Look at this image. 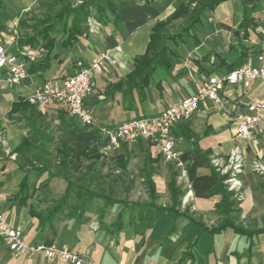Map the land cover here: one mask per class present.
I'll return each instance as SVG.
<instances>
[{
    "label": "crops",
    "instance_id": "obj_1",
    "mask_svg": "<svg viewBox=\"0 0 264 264\" xmlns=\"http://www.w3.org/2000/svg\"><path fill=\"white\" fill-rule=\"evenodd\" d=\"M56 1L0 0V40L16 24L17 47L38 51L37 61L28 65L29 76L21 84L10 89L0 84V138L4 142L0 144V205L6 223L21 232L26 244L65 248L94 264H264V173L251 169L253 162L264 165V111L251 137L235 138L237 119L246 113V106L264 100L263 84L256 82L248 89L226 86L221 92L222 107L205 101L190 119L173 126L170 139L179 165L163 161L153 141L112 147L65 107L27 102L32 83L60 84L73 73L76 61L87 64L107 53L109 61L101 73L93 75L91 91L83 99L84 110L102 127L157 115L192 95L206 77L227 73L226 67L244 52L242 64L257 66L255 56L264 49V0L219 4L183 42L167 43L174 55L172 69L157 67L143 88L130 76L146 51L152 26L165 21L181 0H130L117 11L116 19L109 17L104 23L88 18L83 34L69 43L65 32L54 27V43L48 52L37 37L46 24L38 23L60 9ZM243 7H255L250 13L254 26L246 39L240 28ZM36 10L40 16H34ZM88 21L97 26L90 28ZM178 28L177 32L182 27ZM29 39L32 44L24 45ZM0 75L3 78L5 72L0 70ZM12 105L15 108L10 112ZM235 147L240 148L242 168L234 181L223 185L238 201L232 222L250 235L230 227L211 232L223 219L214 211L223 195L214 191L212 163L225 168ZM86 149L100 157L74 162L66 172L83 188L82 200L87 192L105 199H94L82 212L65 204L52 213L53 203L67 189L66 180L54 175L60 153L72 157ZM148 180L154 187L152 198ZM170 183L180 194L176 213L168 212L173 206ZM0 264L70 263L42 254L14 257L0 238Z\"/></svg>",
    "mask_w": 264,
    "mask_h": 264
},
{
    "label": "built area",
    "instance_id": "obj_2",
    "mask_svg": "<svg viewBox=\"0 0 264 264\" xmlns=\"http://www.w3.org/2000/svg\"><path fill=\"white\" fill-rule=\"evenodd\" d=\"M81 3L82 0L76 1V5ZM88 26L91 28L97 24L94 21H88ZM18 37L17 25L14 24L10 35L0 40V70L5 72L3 78L0 75V84L3 83L8 89L21 84L29 76L28 65L35 63L38 59L37 49L27 47L19 49L17 47ZM109 59V55L103 53L93 57L87 64L76 61L73 73L64 78L60 84L53 81H47L41 85L32 83L31 94L27 98V102L34 106L54 103L65 107L70 116L76 118L80 124L95 129L99 135L108 140L112 147H117L120 143H131L138 140L153 141L158 146L159 155L163 161L177 162L178 165L180 164L178 156L170 139L173 126L190 119L198 110L199 105L205 101L222 107L221 92L226 86L239 85L243 89H248L256 82L264 85L263 49L255 56L257 66L247 62L223 75H210L197 84L192 95L165 108L157 115L134 118L113 127H102L96 123L92 115L84 110L83 99L91 91L93 75L101 73ZM263 111L264 100L248 104L246 113L237 119L235 138L245 140L251 137L260 123ZM3 143L0 138V144ZM212 164L220 173H229L230 177L227 182L234 181L242 168L240 148H234L225 168L219 169V165L215 161ZM251 169L254 172L264 173V165L257 162L252 163ZM0 238L4 240L7 250L14 257L42 254L48 259L58 258L70 264H94L65 248L26 244L22 240L21 232L6 223L1 205Z\"/></svg>",
    "mask_w": 264,
    "mask_h": 264
},
{
    "label": "trees",
    "instance_id": "obj_3",
    "mask_svg": "<svg viewBox=\"0 0 264 264\" xmlns=\"http://www.w3.org/2000/svg\"><path fill=\"white\" fill-rule=\"evenodd\" d=\"M76 0H57L58 4H61L60 9L50 15L48 19L40 21L38 24L42 27L46 24L43 30L37 33V37L44 43L43 47L46 51H50L53 47L54 38L52 32L54 27H60L59 32H65L70 40L76 39L83 34L85 23L88 18L95 19L99 22L108 21L109 17L117 18V11L130 1V0H82V3L73 6L72 2ZM146 2L147 0H139ZM226 0H181L175 7L173 13L165 19V21L154 24L150 30L148 44L143 56L137 60L135 70L130 76L131 80H139V88L147 87L151 74L157 67H161L166 71H170L173 66V52L168 47V42L182 41L189 31L196 25L201 23V20L209 15L219 4ZM255 10V7L247 8L243 7V17L240 24V28L243 31V39L247 38V32L254 26V20L250 17V13ZM183 21V27L179 32L174 34H168L167 28L176 21ZM35 41V39H34ZM24 45L32 44V40L23 43ZM246 52L234 63L226 67V72L237 68L242 64V60ZM15 108V105L11 106L10 112ZM19 152V151H18ZM100 155H93L89 150H83L82 152L70 156L67 152L60 153L59 166L54 171V175L61 176L67 182V189L62 198L53 203L52 213L56 212L60 207L65 204H71L74 212H82L85 207L90 204L96 198L105 199L104 196L87 192L85 199L82 200L83 188L78 186L75 181H71L72 175L67 173L66 170L70 164L74 162H80L84 159H98ZM214 171L215 185L214 191H220L223 195V201L220 205L216 206L215 212L221 214L223 219L221 223L212 228V233H217L226 227L232 228L236 233L242 235H250L239 226H236L232 222L231 213L236 212V206L238 201L232 199V193L225 190L223 183L230 177L229 173L221 175L218 171ZM148 191L152 198L154 191L153 184L148 180ZM79 187V188H77ZM169 192L172 196L173 206L168 209L170 213H176L175 205L177 204L178 196L180 195L174 190L172 183L168 186ZM84 198V197H83ZM104 202H107L104 200Z\"/></svg>",
    "mask_w": 264,
    "mask_h": 264
},
{
    "label": "rangeland",
    "instance_id": "obj_4",
    "mask_svg": "<svg viewBox=\"0 0 264 264\" xmlns=\"http://www.w3.org/2000/svg\"><path fill=\"white\" fill-rule=\"evenodd\" d=\"M41 15V11L40 10H36V12L34 13V16L35 17H37V16H40ZM183 24H184V22L182 21V22H177L175 25H174V27H173V29H171L169 32H171V33H176L177 32V30L179 29L178 27H183ZM168 32V33H169Z\"/></svg>",
    "mask_w": 264,
    "mask_h": 264
}]
</instances>
